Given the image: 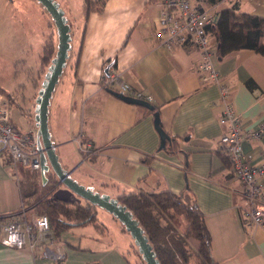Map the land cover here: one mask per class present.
Listing matches in <instances>:
<instances>
[{"label":"crops","instance_id":"obj_1","mask_svg":"<svg viewBox=\"0 0 264 264\" xmlns=\"http://www.w3.org/2000/svg\"><path fill=\"white\" fill-rule=\"evenodd\" d=\"M80 1L61 0L67 20L79 24L71 41L70 71L59 79L48 113L51 140L64 170L79 184L112 198L139 190L177 195L188 190L204 215L217 264H264V228L243 220L241 202L231 192L239 183L219 152L226 131L220 123L219 88L203 81L197 48L188 44L168 49L161 44L157 0H91L104 6L88 15L85 1ZM4 3L13 6L14 1L0 0V9ZM192 3L215 16L238 5L240 13L264 17V0ZM24 6L19 17L29 23L25 17L31 7ZM41 8L50 34L48 15ZM210 40L215 50L214 37ZM216 68L221 82L232 91L244 133L264 124V57L240 50L216 58ZM114 72L150 99L162 129L176 141L174 152L168 144L161 146L154 112L115 97L104 86ZM21 113L34 121L31 111ZM78 135L91 145V154L79 151ZM243 148L252 163H264V135L259 141H245ZM18 168L6 155L0 162V264H132L130 234L101 208L97 214L102 231L79 226L74 228L78 236L73 242L61 245L56 240L54 253L63 257L59 261L3 246L6 216L22 207L19 183L24 174ZM25 210L27 216L35 212ZM100 210L108 215L100 216Z\"/></svg>","mask_w":264,"mask_h":264},{"label":"built area","instance_id":"obj_2","mask_svg":"<svg viewBox=\"0 0 264 264\" xmlns=\"http://www.w3.org/2000/svg\"><path fill=\"white\" fill-rule=\"evenodd\" d=\"M161 8L158 21L161 44L168 49L193 45L200 54L199 70L204 82L219 88L222 112L220 123L226 127L219 141V152L228 158L230 170L239 183L231 192L240 200L243 220L253 226L264 228V163H252V156L245 153V141H259L264 135V124L244 133L236 112L232 91L223 84L216 68V52L211 47V29L217 16L198 7L192 0H157ZM104 86L123 96L150 102L141 91L121 80L118 73H110ZM13 106L7 95L0 90V162L8 156L13 165L38 174L42 173L40 141L37 127L27 118L22 128L12 116ZM79 151L91 154V145L78 135L75 138ZM1 244L5 247L27 251L35 257L59 261L63 257L55 254L56 237L48 216L28 218L25 208L6 216Z\"/></svg>","mask_w":264,"mask_h":264},{"label":"trees","instance_id":"obj_3","mask_svg":"<svg viewBox=\"0 0 264 264\" xmlns=\"http://www.w3.org/2000/svg\"><path fill=\"white\" fill-rule=\"evenodd\" d=\"M84 1L87 15L97 7L104 6L102 1ZM223 1L207 0L211 5ZM211 33L219 60L240 50H250L264 57V17L240 13L238 5L218 14ZM57 45L53 35H49L39 57L40 74L46 73L51 65ZM167 144L174 152L176 141L169 137L164 148ZM221 156L224 164L230 168L228 158ZM48 173L45 172V176L30 170L24 173V179L19 183L23 207L33 209L38 215L48 216L57 241L64 232L79 226H94L102 231L98 207L55 196L60 184L53 172ZM118 200L139 223L160 264H217L212 256L211 237L204 215L188 190L179 195L169 191L153 193L139 190L122 194ZM122 229L128 233L123 225ZM135 254L140 257V264H146L138 249Z\"/></svg>","mask_w":264,"mask_h":264},{"label":"rangeland","instance_id":"obj_4","mask_svg":"<svg viewBox=\"0 0 264 264\" xmlns=\"http://www.w3.org/2000/svg\"><path fill=\"white\" fill-rule=\"evenodd\" d=\"M13 1V6L12 4L4 3L2 4V9H0V89L7 95L12 103L13 120L21 125L22 128H25L27 115L24 116L21 112L28 114L29 111H31V117L35 118L38 91L47 73V70L46 73H39L38 55L42 53V47L49 31L47 30L48 25L45 19L41 16L42 10L40 11V9H42V6L36 0H26L27 3H22V0ZM55 1L58 2L59 5L61 4V0ZM24 4L28 8L31 7V13L28 12L25 17L29 23H26L23 18L19 17L21 16L20 10L26 9ZM60 7L64 9L66 5L62 2ZM44 13L45 16L47 17L48 15L49 18L51 29L49 35H53L58 44L55 25L50 15L46 12ZM68 23L73 27L71 35L73 39L78 26L76 24H79V22L68 20ZM69 71L70 69L66 66L60 77V81L66 78ZM21 114L23 117L20 116ZM33 122L35 123V120ZM18 169L21 170L23 174L27 171V169L23 168ZM54 195L65 199H72L78 204L86 203L83 198L71 192V190L64 185L58 187ZM99 213L100 216L108 215L103 210H100ZM35 216L39 215L32 212L27 217L31 219ZM100 216L99 218H101ZM72 229V231H66L61 235L58 241L61 245L67 244V242H73L74 238L78 236L76 235L78 231L76 229L74 230V228ZM130 246L128 250L129 259L132 264H140L141 259L135 254L137 248L135 249L136 246L133 239Z\"/></svg>","mask_w":264,"mask_h":264},{"label":"water","instance_id":"obj_5","mask_svg":"<svg viewBox=\"0 0 264 264\" xmlns=\"http://www.w3.org/2000/svg\"><path fill=\"white\" fill-rule=\"evenodd\" d=\"M50 15L58 36L57 51L54 59L45 74L42 85L38 91L35 107V123L38 130L39 147L41 151L42 160V175L51 170L57 177L59 184L66 186L71 192L83 198L86 202L101 208L113 217H115L130 234L138 249L139 254L142 256L146 264H160L156 258L152 246L149 244L147 237L144 235L143 230L140 228L139 223L134 219L133 215L119 203L118 198H112L110 195L94 192L92 189L79 184L71 177V172L64 170L59 162L55 146L51 140V134L48 124V113L50 100L55 91L59 79L67 66L69 53L71 51V26L65 15V11L60 7L59 3L55 0H36ZM115 97L137 105L150 111H155V107L149 102L138 100L130 97L123 96L119 93L113 92ZM155 128L158 131L162 147L168 141L169 136L162 129L159 121L158 112H154Z\"/></svg>","mask_w":264,"mask_h":264}]
</instances>
